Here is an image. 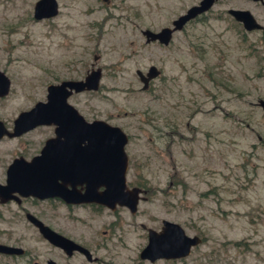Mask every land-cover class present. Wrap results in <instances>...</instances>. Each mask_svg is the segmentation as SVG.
Wrapping results in <instances>:
<instances>
[{"label": "rangeland", "instance_id": "obj_1", "mask_svg": "<svg viewBox=\"0 0 264 264\" xmlns=\"http://www.w3.org/2000/svg\"><path fill=\"white\" fill-rule=\"evenodd\" d=\"M35 1L0 0V69L11 80L0 118L11 123L45 99L48 83L100 67L99 88L73 92L68 101L87 120L127 133L126 182L148 189L135 212L61 205L55 226L99 256L87 264H264V112L256 104L264 98V28L245 30L227 12L249 9L264 26V5L216 0L164 45L146 42L141 29L171 25L199 0H56L58 13L39 20ZM150 65L160 73L142 89L136 69ZM52 133L44 126L0 140V180L11 156ZM13 208L0 205V241L28 252L0 256V264H44L47 243L11 221ZM162 219L201 243L181 258H140L147 228L159 230Z\"/></svg>", "mask_w": 264, "mask_h": 264}, {"label": "water", "instance_id": "obj_2", "mask_svg": "<svg viewBox=\"0 0 264 264\" xmlns=\"http://www.w3.org/2000/svg\"><path fill=\"white\" fill-rule=\"evenodd\" d=\"M215 1L199 0L173 18L171 25L162 26L159 30L142 29L145 41L156 40L161 44H168L173 31L182 29L185 23L207 11ZM261 1L264 5V0ZM57 12L56 0H36L34 3L35 19L48 18ZM227 12L245 30L263 28L249 9L230 7ZM159 73L160 70L155 65H150L146 72L137 69L143 82L142 89L147 88L149 80ZM101 74V68L96 67L89 70L84 78L49 83L46 99L19 112L13 120L12 131L0 119V137L5 133L16 135L36 124L55 125V136L46 140L40 154L29 161L15 158L9 164L6 182L0 183V201L13 197V193L17 192L42 198L59 196L67 202H95L112 210L117 205L126 206L131 212L137 210L144 190L139 186H127V133L120 126L104 119L87 120L67 99L73 91L98 89ZM9 83V77L0 69V95L8 92ZM257 103L264 111V98L259 97ZM67 184L72 188H68ZM77 184L83 185L84 191L75 188ZM31 219L52 243L68 251L73 248L88 251L83 245L44 225L39 219L33 216ZM201 240L198 235L188 234L180 223L162 219L159 230L147 228V243L141 248L139 256L151 261L161 257H182L189 254L192 246ZM0 252L20 253L22 248L0 242Z\"/></svg>", "mask_w": 264, "mask_h": 264}, {"label": "flooded vegetation", "instance_id": "obj_3", "mask_svg": "<svg viewBox=\"0 0 264 264\" xmlns=\"http://www.w3.org/2000/svg\"><path fill=\"white\" fill-rule=\"evenodd\" d=\"M253 1H259L262 4L261 0H253ZM32 16H33V14H32ZM51 17H53V16H51ZM48 18H50V17H48ZM41 19H43V18H41ZM37 20H39V19H37ZM263 28H264V26H263ZM263 28L255 29V30H263ZM141 31H142V29H141ZM136 73H137V69H136ZM68 79H75V78H68ZM9 80H10V78H9ZM50 83H54V82H50ZM55 83H58V82H55ZM10 89H11V80H10V83H9L8 92L6 94H4V95H0V99H3L5 96H7L8 93L10 92ZM73 92H79V91H73ZM46 93H47V86H46ZM45 99H46V95H45ZM45 99H38L31 106H29L28 108H25V109H22V110L18 111L17 114L15 115V117L12 118L11 123H7L3 119H1V118L0 119L4 122L5 127L8 130L12 131L13 130V120L16 118V116L19 114V112H21L23 110H28L37 101L45 100ZM256 104L258 105L257 101H256ZM44 126H51L52 130H53V133L48 135L47 137H44V139H42V138L39 139L37 145L31 151H25V152L20 151V152L16 153L15 155L11 156L10 161L3 164V171H2L3 179L0 180V183H5L6 182L8 166L15 158H22V159H25V160L29 161L33 157H35L36 155L40 154L41 149H42L43 145L45 144L46 140L48 138H50V137L55 136V125L54 124H44V123L36 124V125L28 128V129H26V130H24V131H22V132H20V133H18L16 135H8V134L5 133V134H3L0 137V140H2L4 138H20V137H22L24 135H27V133H30L31 131H35L38 128H41V127H44ZM257 137H258V139H261L260 135H258ZM26 141L29 142V140H26ZM24 147H25V145L22 146V149ZM127 186L128 187L139 186L142 189L148 190L142 183H138L137 185H132V186H129L127 184ZM67 187L68 188H72V186L70 184H67ZM75 188L79 189L80 191H84L83 185H78L77 184ZM13 195H14L13 197H10L9 199H7L5 201H0V205L11 206L13 204L15 206V208H13L14 210H11V214H10L11 221L12 222L22 221L25 227H27L30 230H32V232H34L40 238V240H42V241L47 243V249H49V251L47 253H50V255L45 257V259H44L45 263L44 264H87V262H89V263L97 262V260L99 259V256L93 255V251L87 245L86 242H83V240L77 239L76 237H74L71 233L67 232L66 230L55 226L54 222H56V220L59 218V209H60L61 205H63L67 209L75 208V207H85V206H87V207L92 206V207H96L97 209H100V208H105V207L108 208L107 206L99 204V203H95V202H79V203H77V202H69V201L67 202L66 200H64L63 198H61L59 196H47V197H43L42 198V197H38V196H34V195H21V194H19L17 192H14ZM1 215H3V214L0 213V216ZM31 216H33L34 218L39 219L44 225H47L48 227H51L52 229H54L58 233H60V234H62L64 236H66L67 238H69V239H71V240L83 245V247H85V249H87L88 251H84V250H81V249H78V248H73L72 250L68 251V250L64 249L63 247L52 243L51 241H49L43 235V233L39 229V225L37 223H35L33 221V219H31ZM142 226L145 227L143 224H142ZM201 241L199 243H201ZM3 243H7V242H3ZM7 244L20 246L22 248V252H20V253L0 252V256H3V258H5L6 260H9V258L13 259V258H17L18 256L27 255L28 250L25 249L24 247H22L20 244H18L17 241H14L13 243H7ZM198 244L193 245L192 248L194 246L198 245ZM100 247L101 248L107 247L106 241H102V244L100 245ZM185 256H182V257H185ZM161 258H165V257H161ZM178 258H181V257H178ZM79 259H80V261L82 259H84L85 261L80 262ZM167 259H173V258H167Z\"/></svg>", "mask_w": 264, "mask_h": 264}]
</instances>
